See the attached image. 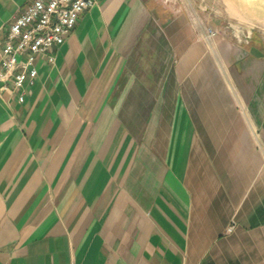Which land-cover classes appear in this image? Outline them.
<instances>
[{
    "label": "crops",
    "instance_id": "1",
    "mask_svg": "<svg viewBox=\"0 0 264 264\" xmlns=\"http://www.w3.org/2000/svg\"><path fill=\"white\" fill-rule=\"evenodd\" d=\"M208 42L239 104L168 0H95L0 88V264H264V51Z\"/></svg>",
    "mask_w": 264,
    "mask_h": 264
},
{
    "label": "built area",
    "instance_id": "2",
    "mask_svg": "<svg viewBox=\"0 0 264 264\" xmlns=\"http://www.w3.org/2000/svg\"><path fill=\"white\" fill-rule=\"evenodd\" d=\"M94 2L30 0L10 21L4 44L0 47V88L10 83L17 93V100L23 101L26 84L32 83L37 73V55L53 62L54 46L63 42L79 13ZM232 226L231 223L227 229L231 230Z\"/></svg>",
    "mask_w": 264,
    "mask_h": 264
},
{
    "label": "rangeland",
    "instance_id": "3",
    "mask_svg": "<svg viewBox=\"0 0 264 264\" xmlns=\"http://www.w3.org/2000/svg\"><path fill=\"white\" fill-rule=\"evenodd\" d=\"M168 1L171 14L177 15L182 10L188 14L193 35L204 41L205 49L209 53L206 67L211 68L210 77L207 75L204 79L200 76L201 83L206 85L216 83L211 75L216 73V78L219 77L224 88L230 93L232 103L239 104L240 99L235 85L236 75L221 63L208 41H211L212 31L213 34H222L230 46L238 51L239 61L246 58L249 47H257L258 50L264 51V0ZM258 61L261 63V60ZM251 74L253 78L256 77L252 71Z\"/></svg>",
    "mask_w": 264,
    "mask_h": 264
}]
</instances>
